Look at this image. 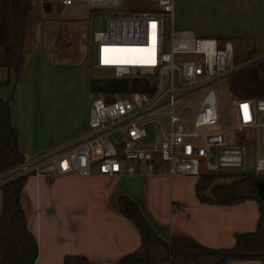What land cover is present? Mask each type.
Listing matches in <instances>:
<instances>
[{
    "label": "crops",
    "instance_id": "1",
    "mask_svg": "<svg viewBox=\"0 0 264 264\" xmlns=\"http://www.w3.org/2000/svg\"><path fill=\"white\" fill-rule=\"evenodd\" d=\"M176 25L200 38L245 39L264 54V0H174ZM36 26L34 42L27 45L25 36L19 80L15 83L12 70L0 68V99L6 101L13 93L11 123L17 132V148L29 160L79 145L87 133L89 111L81 110L80 103L72 99L73 88L67 101L61 98L53 74V70L76 66L77 80L86 82L91 68L87 52L77 60H56L49 50L47 28L42 21ZM6 79L9 83L3 84ZM129 166L134 175L53 176L49 167L39 178L27 177L21 205L38 245L35 264H63L66 256H81L94 264H118L136 251L140 236L119 212L121 197L139 206L163 241L187 236L207 248L230 249L235 234L257 228L260 210L253 200L231 206L201 204L195 194L198 178H170L163 172L146 175L143 164ZM1 201L0 189V211Z\"/></svg>",
    "mask_w": 264,
    "mask_h": 264
},
{
    "label": "built area",
    "instance_id": "2",
    "mask_svg": "<svg viewBox=\"0 0 264 264\" xmlns=\"http://www.w3.org/2000/svg\"><path fill=\"white\" fill-rule=\"evenodd\" d=\"M55 1L63 9L82 4L108 11L105 29L91 35L96 66L112 69L115 80H145L154 93L118 95L110 102L96 97L79 145L24 158L0 174V187L17 177L39 178L49 167L53 176L134 175L130 164H143L146 175L163 172L170 178L264 175V99L243 100L230 93L231 120L227 126L221 122L214 88L240 68L230 40L176 29L174 0H151L153 9L129 13L117 11L123 0ZM155 121L162 139L144 146L145 128ZM253 148L256 158L248 171L247 151Z\"/></svg>",
    "mask_w": 264,
    "mask_h": 264
},
{
    "label": "trees",
    "instance_id": "3",
    "mask_svg": "<svg viewBox=\"0 0 264 264\" xmlns=\"http://www.w3.org/2000/svg\"><path fill=\"white\" fill-rule=\"evenodd\" d=\"M44 13H51L49 0H40ZM31 0H0V68L12 70L15 83L24 65V41ZM230 40L234 45V64L263 54L245 39ZM230 93L239 99H264V59L235 73L228 79ZM9 83V81H6ZM90 94L106 102L118 95L132 93L152 96L154 91L145 80L91 79ZM13 93L8 100L0 99V174L20 164L24 157L17 148V132L11 123ZM261 176L245 174L244 179L230 184H218L223 175L210 174L198 178L195 194L201 204L231 206L248 200L255 201L260 210L257 228L252 233L235 234L230 249L204 247L187 236L160 239L141 214L139 206L127 197L118 201L120 214L131 221L140 236L139 248L123 257L118 264H228L233 261H260L264 264V187ZM27 176L7 181L2 191L0 211V264H35L38 245L27 228L21 205V193ZM211 189V194L206 192ZM262 189V190H261ZM63 264H94L81 256H66Z\"/></svg>",
    "mask_w": 264,
    "mask_h": 264
},
{
    "label": "rangeland",
    "instance_id": "4",
    "mask_svg": "<svg viewBox=\"0 0 264 264\" xmlns=\"http://www.w3.org/2000/svg\"><path fill=\"white\" fill-rule=\"evenodd\" d=\"M51 13H44L40 0H31V12L29 22L27 24L26 44L35 41L36 23L42 21L47 28V42H49V50L54 54V58L61 62L66 60H77L87 52V57L91 60L90 72L87 75L86 82L77 80L78 69L76 66H68L53 70L55 75V83L60 92L61 98L66 100L71 94L73 88L72 99L80 103L81 110L89 108L93 99L98 96H93L89 93L88 84L91 79L105 80L113 79L112 69H101L96 66V44L92 43L91 35L93 32H101L105 29L108 11H92L82 4L73 5L67 9L58 6L55 0H49ZM155 4L151 0H123L122 5L117 11L120 13H129L133 11L151 10ZM176 29L179 26L176 25ZM87 58V59H88ZM264 58V54L260 57L252 58L241 64L240 68L257 63ZM58 62V61H57ZM74 63V62H72ZM8 81V79H6ZM3 82V84H8ZM13 80H11V91L13 90ZM214 90L218 94L220 104V113L222 114L221 122L227 126L231 120L228 114L232 111L230 104L231 94L229 92L228 82L224 81L217 85ZM12 94V92H11ZM103 99L102 97H100ZM116 98H119L116 96ZM104 100V99H103ZM67 101V100H66ZM105 101V100H104ZM106 102V101H105ZM181 106H177L178 110ZM185 110H181L183 114ZM147 138L142 142V145L149 146L158 143L161 138L159 122L155 121L148 124L145 128ZM256 158V150L248 149L247 160L249 162L248 171L253 169L254 160ZM245 174L228 173L224 174L223 178L218 182H234L235 180L244 179ZM194 178V177H193ZM261 181H264V175L261 176ZM178 182H183L178 179ZM263 189V190H262ZM260 191V196L264 197V187ZM2 208V201H1Z\"/></svg>",
    "mask_w": 264,
    "mask_h": 264
},
{
    "label": "water",
    "instance_id": "5",
    "mask_svg": "<svg viewBox=\"0 0 264 264\" xmlns=\"http://www.w3.org/2000/svg\"><path fill=\"white\" fill-rule=\"evenodd\" d=\"M262 59H264V58H262ZM260 61V60H259ZM255 64V63H254ZM253 64H251V65H247V66H244V67H242V68H239L238 70H237V72L236 73H238V72H240V71H242V70H244V69H246V68H248V67H250V66H252Z\"/></svg>",
    "mask_w": 264,
    "mask_h": 264
},
{
    "label": "bare ground",
    "instance_id": "6",
    "mask_svg": "<svg viewBox=\"0 0 264 264\" xmlns=\"http://www.w3.org/2000/svg\"><path fill=\"white\" fill-rule=\"evenodd\" d=\"M115 62L119 63V62H123V60H117V61H115ZM110 66H111V65H110Z\"/></svg>",
    "mask_w": 264,
    "mask_h": 264
},
{
    "label": "snow or ice",
    "instance_id": "7",
    "mask_svg": "<svg viewBox=\"0 0 264 264\" xmlns=\"http://www.w3.org/2000/svg\"><path fill=\"white\" fill-rule=\"evenodd\" d=\"M244 107H247L246 105Z\"/></svg>",
    "mask_w": 264,
    "mask_h": 264
}]
</instances>
